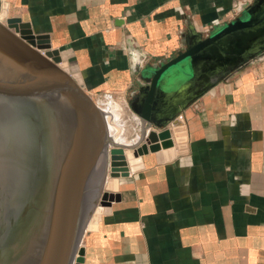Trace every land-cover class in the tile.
I'll use <instances>...</instances> for the list:
<instances>
[{
    "label": "crops",
    "instance_id": "1",
    "mask_svg": "<svg viewBox=\"0 0 264 264\" xmlns=\"http://www.w3.org/2000/svg\"><path fill=\"white\" fill-rule=\"evenodd\" d=\"M2 1L92 97L128 103L145 84L144 64L183 49L188 23L207 33L251 0ZM181 118L167 124L172 146L147 149L126 176L111 178L114 199L87 230L80 264H264V55L226 74Z\"/></svg>",
    "mask_w": 264,
    "mask_h": 264
},
{
    "label": "water",
    "instance_id": "2",
    "mask_svg": "<svg viewBox=\"0 0 264 264\" xmlns=\"http://www.w3.org/2000/svg\"><path fill=\"white\" fill-rule=\"evenodd\" d=\"M5 21L0 20V142L1 157L14 173V196L5 203L6 216L0 214V264H69L84 191L89 180L95 181L94 170L110 141L106 118L83 85L59 65L58 50L45 36L34 34L19 18ZM206 32L188 23L182 50L137 69L145 84L131 94L128 105L140 119V135L135 147L112 143V177L129 173L123 147L133 148L138 157L159 144L172 146L167 124L180 126L188 104L226 74L264 55V0L240 3L235 18ZM95 194L89 192V199ZM102 197L100 204L106 206L114 194ZM25 200L28 213L20 214ZM29 212L34 221L22 226L19 216L24 219ZM82 253L83 248L76 264Z\"/></svg>",
    "mask_w": 264,
    "mask_h": 264
},
{
    "label": "rangeland",
    "instance_id": "3",
    "mask_svg": "<svg viewBox=\"0 0 264 264\" xmlns=\"http://www.w3.org/2000/svg\"><path fill=\"white\" fill-rule=\"evenodd\" d=\"M1 11H3V15L1 17V21L6 22L5 18L7 17V15L5 14V9L2 7ZM205 34L206 33H204V35ZM0 72H1V70H0ZM95 100L97 101V104L99 105V108L101 110L103 108H108V107H106V106H108V103L117 106V108H118L117 111L119 112L118 115L120 116V118L122 120V123H123L121 128L117 127L116 124L111 122V116L110 115H106V114L104 115L105 118H106V123L108 124L107 127H108V129L110 128V132L109 133H110L111 136L116 135L114 138H115V141L117 143L126 142L127 139H129L130 142H131L132 139L137 140L138 136L140 135V127H139L140 125L137 124L138 121L136 122V120H137L136 116L137 115L132 113V110L129 107L127 102L119 100L115 96H112L111 98H108V97L103 98V97H101L102 101L100 100V102H98L97 99H95ZM104 113H106L105 110H104ZM2 127H3V124L0 123V133H1ZM47 139H48L47 136L44 137L43 138V142H45ZM13 141L14 140H12V142ZM6 142L9 143V140L6 139ZM1 144L2 143L0 142V214L6 216L4 212H5V207L7 206V204H5V203H7L9 201H12L13 200V196H14L13 195L14 194V192H13V190H14L13 189V183L10 182V178H14V173H13V171H11L9 169V166H8L9 163L4 162L5 158L2 159V157H1V152H2ZM134 145L135 144H133V146ZM111 147H112V145H109L107 147V149L110 150ZM122 155L124 156V160L127 162V166L132 161L133 158H136L133 155V148H129V147H123L122 148ZM109 168L110 167H109V152H108L107 164L104 165V174H106V176L104 178L105 182L103 184V189H106L105 187H106L107 179L114 178V177H112L110 175L111 172H110ZM98 170H101V169H98ZM99 172L100 171H98V173ZM108 173H109V175H108ZM17 174H18V172H17ZM16 183H17V181H16ZM93 184H95V181H93ZM104 192H109L108 188L106 190L102 191V194H101L100 198H103L102 196H103ZM26 193H27V195L29 193V191L27 189H26ZM86 197H87V200L86 201L84 200V203H86L85 212L82 215V218H80V216L78 217V222L80 223V227H83V231L85 230V227H86V221H87L86 219H88L94 213L93 212L94 211V207L97 205L96 203H98V197H97L96 201L93 204H91V201H89L90 200L89 196L87 195ZM4 199H6V200L4 201ZM19 210H20V214L24 213V211H26L28 213V210H29L28 201H26V200L23 201L21 203L20 207H19ZM26 217L23 219L21 215L19 216V218H20V220L22 222V226L25 224V221H26V223L28 222L29 224L34 221V216L31 214V212H29L28 216H26ZM86 232H87V230L84 232V235H82L83 234V232H82V234L80 236L81 238L78 241L77 247H80L79 245L81 243L83 244ZM77 247L75 248L73 255L75 254V251H77ZM73 260H75V259L73 258L72 262H73Z\"/></svg>",
    "mask_w": 264,
    "mask_h": 264
},
{
    "label": "bare ground",
    "instance_id": "4",
    "mask_svg": "<svg viewBox=\"0 0 264 264\" xmlns=\"http://www.w3.org/2000/svg\"><path fill=\"white\" fill-rule=\"evenodd\" d=\"M98 102H100V100H98ZM106 107H108V108H103L102 110L100 109L102 111V113L104 115L105 114L106 115H110L111 116V122L116 124L117 127H120L123 123H122V120H121L120 116L118 115L119 112L117 111L118 110L117 106L108 103V106H106ZM104 110L106 111V113H104ZM107 125L108 124L106 123V133H107V135L109 137L108 139H110L109 143L107 144V147L109 145H112V143H115L117 145H123V146L129 145V144L121 143V142L117 143L115 141V138H114L116 135H113V136L110 135V133H109L110 132V128L108 129ZM178 133H180V134H178L179 137H183V133L182 132H178ZM107 147H106L105 152L102 153L100 163L97 164V167L94 170V171H97L96 170L97 168L101 169V170H98L100 172L97 174V177L95 178V184H93V180H89L88 184L86 185L85 191H84L86 196L88 195L89 192H92V193L94 192V194L96 193L94 195V199H93V197H91V199L89 201H91V204H93L96 201L97 197H98V203H96L97 205L94 207V211H93L94 213L88 219H86L87 220L86 221V227H85V230L83 231V227H80V223L78 222V217L80 216V218H82V215L84 214L85 208H86V203H84V200L86 201L87 197L83 196L82 206L80 207L79 213L77 215L75 236H74V241H73L72 248H71V254H70L71 256H70V259H69V264L72 263V259L73 258L76 259L77 261H79L80 256H81V250L83 248L82 243L79 245L80 247H77L78 241L81 238L80 236H81L82 232H83L82 235H84V232L86 230H89L90 228H93L95 226V224H96V222L98 220V215L100 214V212H101V210L103 208L101 206V204H100V200H102V198H100V197H101L102 191L106 190V189H103V184L105 182L104 178L106 176V174H104V165L107 164V157H108V152H109ZM133 160L134 159H132V161ZM132 163H135V162H132ZM108 175H109V173H108ZM114 186H115V180L114 179H107L105 188L110 189V188H113ZM45 231L46 232L49 231V226L48 225H46ZM76 247H77V251H75V254L73 255L74 250H75Z\"/></svg>",
    "mask_w": 264,
    "mask_h": 264
},
{
    "label": "built area",
    "instance_id": "5",
    "mask_svg": "<svg viewBox=\"0 0 264 264\" xmlns=\"http://www.w3.org/2000/svg\"><path fill=\"white\" fill-rule=\"evenodd\" d=\"M1 1V9H2V7H3V1L2 0H0ZM7 18V17H6ZM104 97H108V98H111L112 97V95L111 94H105V96Z\"/></svg>",
    "mask_w": 264,
    "mask_h": 264
}]
</instances>
